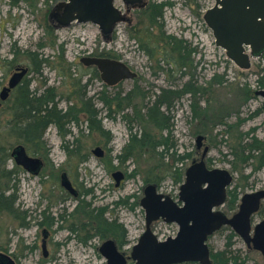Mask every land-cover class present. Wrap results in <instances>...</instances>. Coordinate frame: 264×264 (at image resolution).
Instances as JSON below:
<instances>
[{"label": "rangeland", "instance_id": "rangeland-1", "mask_svg": "<svg viewBox=\"0 0 264 264\" xmlns=\"http://www.w3.org/2000/svg\"><path fill=\"white\" fill-rule=\"evenodd\" d=\"M65 1L0 0V91L8 84L14 69L25 66L30 73L29 89L41 91L54 87L61 96L55 100L58 108L77 103L75 98L83 92L88 98L101 91L120 93V98L130 96L124 100L122 111L112 106L108 118L102 104L95 100L103 128L108 132L104 136L88 131L84 117L80 120L82 134L76 126L71 127L72 135L65 138L54 126L47 129L44 135L47 146L38 156L44 164L39 173L33 175L19 170L6 185L9 188H4L16 202L13 215L0 214V253L10 255L16 264H106L99 249L106 241L119 239L97 230L95 216L100 213L125 229L128 244L120 252L130 255L132 246L145 232V213L140 207L145 188L155 185L158 193L178 202L182 182L177 181L194 159L200 160L205 147L210 166L231 172L234 178L231 189L238 188L234 211L228 208V201L222 208L228 216L237 213L243 195L264 190V167L257 169L258 163L253 159L243 164L234 157L238 154L242 158L237 150L240 139L242 146L249 144L252 137L264 144L263 99L256 95L264 89L258 85L264 80V60L252 59L250 68L241 70L216 46L212 31L203 19L215 0H144L146 7L166 3L162 20L164 33L183 41L186 47L183 68L181 63L171 66L166 60H160L155 40L148 41L144 9L131 10L127 21L119 23L110 38L105 39L98 26L90 22L58 27L51 14ZM115 7L127 11L122 0H115ZM139 22L143 25H138ZM156 31L151 29L154 38L158 36ZM138 35L142 44L138 42ZM54 44V48L49 47ZM61 50L63 61L59 58ZM167 51L172 54L171 49ZM86 57L121 61L137 78L109 87L97 69L80 62ZM45 59L49 61L43 62ZM69 65H72V76L79 78L80 85L76 87L72 86L69 75L65 78L56 71L62 67L61 71L67 73ZM191 76L199 87L209 91L200 103V118L192 117L191 98L184 95L173 101V108L165 113L170 118L169 132L160 135L140 120L143 107L153 102L161 90H181ZM214 76L220 80L208 85ZM13 100L14 96L4 104L0 100V143L6 146L16 144L3 130ZM143 131L157 142L163 136L168 152H162L157 146L146 147L123 153L118 160L116 157L122 153L130 132L140 136ZM198 135L205 137L199 154ZM18 146L25 148L16 144L13 149ZM97 147L103 151L101 158L94 154ZM187 154L190 158L182 159ZM12 166L9 162L7 167ZM118 171L124 172L126 178L116 187L113 175ZM63 174L78 195H71L61 186ZM261 204L260 211L252 218V230L264 220V200ZM152 231L163 240L175 237L178 227L159 221L152 226ZM232 233L224 227L212 235L208 240L211 251L236 257L243 264H264L260 252L247 249L242 239ZM43 240L47 256L42 250Z\"/></svg>", "mask_w": 264, "mask_h": 264}, {"label": "water", "instance_id": "water-1", "mask_svg": "<svg viewBox=\"0 0 264 264\" xmlns=\"http://www.w3.org/2000/svg\"><path fill=\"white\" fill-rule=\"evenodd\" d=\"M127 7L122 12L115 7V0H66L56 6L51 14L58 27H69L72 23H93L98 26L105 39H109L119 23L127 21L130 10L143 9L144 0H122ZM55 10V9H54ZM206 25L212 31L215 44L222 48L228 59L239 69L247 70L252 59L264 54V0H215L203 17ZM80 62L84 66L95 67L104 84L114 87L125 80L137 78V74L121 61L86 57ZM27 71L15 74L10 80L13 88L18 79ZM4 89L1 98L5 99ZM262 97L264 107V89L256 92ZM204 137L198 135L197 148L203 145ZM208 148L203 150V156ZM97 157L103 156L101 148L94 150ZM11 156L16 165L28 173L37 175L43 166L38 157L29 155L25 148L18 146L12 150ZM119 182L121 174H114ZM232 176L227 170H207L203 161L195 163L186 170V183L180 188V200L184 203L179 207L170 197L157 192L155 185H149L144 190L141 205L146 211V230L140 243L134 247L131 259L136 264H181L198 262L212 264L207 240L223 226H231L234 231L248 244L260 252L264 258V220L255 225L251 236L250 219L255 215L264 200V190L242 196L239 211L231 218L221 211H214L224 205L227 186L231 184ZM201 184H208L201 188ZM61 186L70 194L76 196V190L65 174L61 177ZM163 217L166 222H175L179 231L175 239L159 242L151 231V224ZM42 250L47 256L46 243L43 240ZM100 253L107 259V264H126V258L117 250L114 241L108 240L102 244ZM0 264H16L7 254L0 253Z\"/></svg>", "mask_w": 264, "mask_h": 264}, {"label": "trees", "instance_id": "trees-1", "mask_svg": "<svg viewBox=\"0 0 264 264\" xmlns=\"http://www.w3.org/2000/svg\"><path fill=\"white\" fill-rule=\"evenodd\" d=\"M165 8H167V5L164 2L153 4L149 7L145 6L143 8L147 13L148 19V22H145V31L147 36H149L148 41L150 39L155 40L158 49L157 53L161 56L160 60H166L171 66L181 63V68H183L186 61V54L184 53L186 47L183 46L182 40H177L176 38L164 33L162 20ZM138 25H143V23L139 22ZM151 29L152 32H154V30H158L156 31L158 35L156 38L152 37L154 33L151 32ZM137 39L138 42L142 44L143 41L139 35ZM148 44L150 43L148 42ZM55 46L56 44L49 47L54 48ZM168 49H171L172 54L168 53ZM150 57H152V55H150ZM59 58L63 61V50H61ZM260 58L264 60V54H262ZM47 61L49 60L45 59L43 62ZM93 68L96 70L95 67ZM61 69H56L59 76H64L66 78V76L69 75L73 87L80 85L78 80L79 78H74L72 76V65L68 66L69 73H65L64 71H61ZM192 76L191 79L183 85L181 90H161V92L155 96V100L153 102L143 107L144 112L140 114V120L143 123L149 124L151 127L155 128L157 133L160 135L165 131L169 132L171 126L169 122L170 118L165 113L171 111L173 108V101L180 99L184 95H189L191 98L190 112L192 117L200 118L202 116L200 103L208 96L209 91L206 87H199L192 79ZM218 79L219 76H214L207 84L213 85L214 83H217L216 81ZM220 83H223V79ZM258 85L259 87L264 88V80H260ZM83 87L86 88V86ZM128 96H130V94H128L125 98H120V93L106 94L101 91L94 97L88 98L86 96V92H83L75 98L77 103H72L67 108L62 109L58 108V101H55L57 97L59 99L61 96L57 94L54 87H46L39 91L30 90L29 84L23 85L14 95L13 107H11V110L7 112L8 117L4 121L3 130L7 137L14 139V143L24 145L29 155L38 157L41 156L40 150L46 149L47 145L44 140V135L50 126H54L62 138H65L68 134L72 135V126H76L77 129H79V133L82 134L83 129L81 127L80 120L81 117H84L85 119L83 122H85L86 129L88 131L98 132L103 136L108 134V132L103 128L99 110L95 108V100L102 104L108 118L111 116L112 111L110 108L112 106H115L118 111H122L123 102L125 99H129ZM134 110H137L136 107ZM130 136V140L122 148V153L124 154H130V152L132 153V150L135 149L144 150L146 147L154 148V146L162 148V152H168L169 147L165 143L166 140L164 141L163 136H159L158 142L154 141L155 139H151V137L144 131L140 136L132 133ZM241 143L242 140L240 139L237 150L242 158H240L238 154H234V157L239 159L243 164L248 162L250 159H253L256 163H258L257 169L264 167V144L255 140L253 137L249 144H244L242 146ZM14 145L10 143L6 146L3 143H0V214L2 212H6L13 215L15 212L13 207L16 202V198H14L11 194L7 195V190L4 189L9 188L6 185L12 181V176L18 175L19 170L20 172H23L22 168L15 164L11 156V151ZM245 154H247V156ZM116 158L121 160L122 154L118 155ZM9 162L13 164L11 169H8L7 167ZM3 182L5 184H3ZM237 189L238 188H234L228 191L227 201L229 203L227 206L230 210H232L238 202L239 193ZM95 217L98 222V231L102 234H110V236L119 239L118 241L125 240L126 231L117 223L116 220L108 221L106 218H103L100 213ZM211 259L212 264H243L238 258L232 256L229 258V256L225 253L221 252H212Z\"/></svg>", "mask_w": 264, "mask_h": 264}, {"label": "flooded vegetation", "instance_id": "flooded-vegetation-1", "mask_svg": "<svg viewBox=\"0 0 264 264\" xmlns=\"http://www.w3.org/2000/svg\"><path fill=\"white\" fill-rule=\"evenodd\" d=\"M147 5V4H146ZM145 5V6H146ZM131 11V10H130ZM130 13V12H129ZM23 70H26L27 72L23 75V76H21L19 79H18V81H17V83H16V85L13 87V88H10V80H11V78L15 75V74H20ZM29 68H26L25 66H17L15 69H14V71H13V73L11 74V77H10V79H9V81H8V84L5 86V85H3L2 87H1V91H0V100H1V104H4V103H6V102H9L10 101V98L12 97V96H14L15 95V93L17 92V91H19L20 90V88H21V86H23V85H28L29 84V82H30V79H28V76H29ZM49 87H51V86H49ZM7 88H9V91H7L6 92V94H7V96L5 97V99H2L1 98V95H2V93H3V91H4V89H7ZM130 135H131V132H130ZM129 135V138H128V141L130 140V136ZM204 137V136H203ZM109 141H111V137L110 136H108V138H107ZM204 140H205V137H204ZM203 143H204V141H203ZM125 146V145H124ZM202 147H203V145H202ZM201 147V148H202ZM196 148H197V144H196ZM201 148H197V150H198V154H199V151L201 150ZM204 150V149H203ZM120 154H123V153H120ZM104 155V154H103ZM207 155H208V151H207V153L203 156V152H202V155H201V158H200V160H198V159H194L193 161H192V164H191V166L193 165V164H195V163H200L201 161H203V163H204V166L206 167V169L207 170H209V171H211V170H214V169H216V168H212L211 166H210V164H209V161L207 160ZM103 157V156H102ZM99 158H101V157H99ZM186 159V160H188L189 158H190V154H187L185 157H183V159ZM44 165V164H43ZM188 169V168H187ZM186 169V170H187ZM186 170H185V172H184V174L182 175V177H180V180H178L177 181V183H180V182H182L181 183V185H180V187H179V194H180V188H182V186L186 183ZM120 174H121V179L119 180L120 182H117L116 181V178L114 177V175H113V178L115 179V181H116V187H118V186H120L121 185V183H122V181H124L125 180V178H126V175L124 174V172H122V171H118ZM230 174H231V176H232V181H231V184L230 185H228L226 188H227V191H226V201H225V203H224V205H222V206H220L219 208H215L214 209V211H221V212H223V210H222V208L225 206V204H226V202H227V200H228V191L231 189V185H232V183H233V180H234V178H233V175H232V173L231 172H229ZM201 186V188H207L209 185L208 184H201L200 185ZM235 188H237V187H235ZM76 193H77V191H76ZM179 194H178V202L177 201H174V199L173 198H171L170 196H168V197H170L179 207H182L183 205H184V203L180 200V196H179ZM72 195V194H71ZM77 195H78V193H77ZM74 196V195H73ZM241 205V202H240V204H239V206ZM239 206H238V211H239ZM261 206H262V204H261ZM261 206H260V209H261ZM140 207L144 210V213H145V230H146V211H145V209L142 207V205H141V203H140ZM260 209H259V211H260ZM232 211H234V210H232ZM237 211V212H238ZM258 211V212H259ZM257 212V213H258ZM224 213V212H223ZM225 215H226V217H228V218H231L232 216H228L226 213H224ZM254 217V215L251 217V219H250V222H251V233H250V235L251 236H253L254 235V228H253V230H252V218ZM159 221H162L163 223H167V224H175V225H177V227H178V231H179V226H178V224H176L175 222H171V223H168V222H166L165 221V219L163 218V217H159V219H157V220H155L154 222H152V224H151V231H152V226L155 224V223H157V222H159ZM224 227H227V228H230L231 230H232V232L234 233V234H236V236H239L235 231H234V229L231 227V226H228V225H225V226H223L222 228H224ZM221 228V229H222ZM220 229V230H221ZM153 232V231H152ZM178 233V232H177ZM154 234V233H153ZM214 235V234H213ZM154 236L157 238V240L159 241V242H164V241H167L168 239H175L176 238V236H177V234H176V236L175 237H168L167 239H163V240H161V239H159L155 234H154ZM141 237H142V235L136 240L137 242L132 246V248H131V252H130V255H127V254H125V253H123V252H120V250L125 246V245H127L128 244V240H127V237L125 238V240H120V241H118L117 240V242L116 241H114V240H112V241H114V243H115V246H116V248H117V250L126 258V264H136V262L135 261H133L132 259H131V255H132V252L134 251V247L136 246V245H138L139 243H140V239H141ZM211 237V236H210ZM209 237V238H210ZM240 237V236H239ZM209 238H208V240H209ZM241 238V237H240ZM242 239V238H241ZM208 240H207V246H208V248H209V250H210V259H211V254H212V252L213 251H211V249H210V247H209V245H208ZM242 241L245 243V245H246V247H247V249H253L252 248V246L251 247H249L248 246V244L242 239ZM100 252V251H99ZM101 254V253H100ZM211 262H212V259H211ZM181 264H200V263H198V262H184V263H181Z\"/></svg>", "mask_w": 264, "mask_h": 264}, {"label": "bare ground", "instance_id": "bare-ground-1", "mask_svg": "<svg viewBox=\"0 0 264 264\" xmlns=\"http://www.w3.org/2000/svg\"><path fill=\"white\" fill-rule=\"evenodd\" d=\"M102 255V254H101ZM103 256V255H102ZM104 259H106L104 256H103ZM108 263L107 259H106V264Z\"/></svg>", "mask_w": 264, "mask_h": 264}]
</instances>
